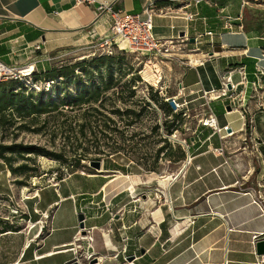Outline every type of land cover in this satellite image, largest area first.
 I'll return each mask as SVG.
<instances>
[{
	"label": "crops",
	"instance_id": "crops-1",
	"mask_svg": "<svg viewBox=\"0 0 264 264\" xmlns=\"http://www.w3.org/2000/svg\"><path fill=\"white\" fill-rule=\"evenodd\" d=\"M98 1L122 13L155 6L154 33L173 41L172 50L179 55L173 58L182 70L177 100L182 109H198L187 152L192 161L186 160L171 176H161L163 201L149 216L150 229L141 225L136 205L131 201L125 205L119 221L129 237L111 264H264V253H258L252 241L254 234L264 239V202L261 206L255 199L256 195L264 199V0ZM98 5L79 0H0V59L17 66L32 63L39 70L51 65L62 50L111 36L113 16ZM188 14L194 18L187 19ZM241 71L247 73L246 81ZM224 83L235 100L204 94L221 90ZM239 103L247 109L246 120L240 116L241 108L237 110ZM211 112L219 126L231 127L222 132L224 139L200 123ZM54 191L46 205L44 193L35 194L37 221L0 228V264H43L66 255L64 247L77 234L76 222L70 238L44 244L53 232L69 227L51 225L58 208L71 197L60 184ZM45 212H51L50 228L40 239L45 224L38 218ZM66 258L60 264H67Z\"/></svg>",
	"mask_w": 264,
	"mask_h": 264
},
{
	"label": "rangeland",
	"instance_id": "rangeland-1",
	"mask_svg": "<svg viewBox=\"0 0 264 264\" xmlns=\"http://www.w3.org/2000/svg\"><path fill=\"white\" fill-rule=\"evenodd\" d=\"M100 43L62 50L52 58L51 65L36 69L42 74L37 80L15 81L4 89L0 84V93L4 90L14 97L24 93L25 101L50 99L59 104L50 115L28 118L21 116L23 112L16 106L0 110V145L32 146L65 156L66 161L61 162L51 155L6 151L0 158V228L6 229L7 224L21 228L37 221L33 201L39 192L44 193L45 205L57 193L54 189L59 184L61 191L71 196L58 208L51 223L54 227H69L53 232L44 244L70 238L75 232L74 222L77 234L73 243L64 247L66 255L43 264H60L62 257H67V264L113 263L128 236L119 221L125 205L130 201L136 205L141 225L150 229L149 216L163 201L161 176L178 172L187 160L184 141L191 144L195 136L198 109L180 107L173 115L162 106L163 98L180 93L182 70L175 64L179 63L177 59L155 60L140 51L118 48L104 50ZM101 56L110 57L113 79L109 88H104L109 79L103 77L105 62L100 61ZM66 65H75L76 75L54 81L43 76L50 68ZM85 68L92 70L90 76L83 71ZM99 88L96 100L90 94ZM85 90V98L91 96L88 104L69 105ZM166 124L170 125L167 130ZM179 147L185 151L184 157L180 158ZM91 161H99L101 167L91 166ZM22 165L28 169L13 172ZM81 212L85 215L83 228L78 217ZM40 217L45 224L43 239L50 228L51 212ZM1 248L4 257L6 249L3 245Z\"/></svg>",
	"mask_w": 264,
	"mask_h": 264
},
{
	"label": "built area",
	"instance_id": "built-area-1",
	"mask_svg": "<svg viewBox=\"0 0 264 264\" xmlns=\"http://www.w3.org/2000/svg\"><path fill=\"white\" fill-rule=\"evenodd\" d=\"M81 2L88 3H96L98 2V9L100 11H108L113 16V24L111 27L112 35L109 37H104L100 41V47L104 48V50H134L140 51L142 53H146V55L150 56V58H154L155 60L166 59V58H175L177 53L172 50L171 45L173 44L171 40L158 38L154 33V16H155V6L152 4L146 6L142 12H120L115 10L113 6L106 2H101L98 0H79ZM186 18L191 20L194 18L193 14L186 15ZM207 35L212 38L213 41V33L211 31L207 32ZM200 35L199 37H201ZM198 38H196L197 40ZM127 42L129 48H123L121 46L122 43ZM94 43V42H93ZM91 43V44H93ZM95 47V45L93 46ZM36 70L35 66L30 63L23 66L17 65H9L3 62L0 59V83L5 82L10 79H30ZM242 80L246 81L247 73L245 71L240 72ZM204 94L209 96L215 95L216 97L227 96L232 98L233 95L230 94V89L227 84L224 83L223 88L221 90H211L204 91ZM175 101L177 103L178 108L181 107V103L177 100V97L174 96ZM236 98H232L235 100ZM243 103V100L240 101ZM240 105V103H239ZM241 107H237L239 110L240 116L243 119H247V109L241 104ZM250 122H252L250 120ZM200 123L204 126H209L213 128L214 133H217L221 139H224L226 135H222V132H228L229 128H231L228 124L224 126H219L217 118L214 113L211 112L210 116L207 119H201ZM233 134V132L228 133L227 135ZM187 149L189 150L191 145L184 141ZM219 153H223L224 148L221 147L218 149ZM187 161L191 162L192 157L190 154L187 155ZM256 201L259 205H263L264 199L260 198L257 195L255 196ZM261 235L254 234L252 236L253 243L260 242ZM264 263V259L261 260ZM227 264V262H226Z\"/></svg>",
	"mask_w": 264,
	"mask_h": 264
},
{
	"label": "trees",
	"instance_id": "trees-1",
	"mask_svg": "<svg viewBox=\"0 0 264 264\" xmlns=\"http://www.w3.org/2000/svg\"><path fill=\"white\" fill-rule=\"evenodd\" d=\"M110 57L108 56H101L100 57V61H104V65H105V75L103 76L104 78L109 79V82L105 84L104 88H109V84L113 79V72L111 69V65L109 63ZM88 76H90L92 74V70H89L87 68H85L83 70ZM97 71L100 72L101 71V67L98 66L97 67ZM39 72H37V70L34 71L32 77L30 78L31 80H37L39 79V77L42 76V74H38ZM46 74H44L43 76L50 78L51 80H57L58 78H63L64 80L69 79L70 77H72L73 75H76V66H70V65H66V66H62L61 68H50L49 70H47L45 72ZM26 79L24 80H20V79H10L7 80L5 82H1L0 84L3 85V89L4 86H10L13 85V83H15V81H20V82H24ZM100 88L96 91H93L90 95L95 97V99L97 100V96L100 94ZM85 93L86 90L83 93H79L77 96H75L76 101L70 103L69 105H81V104H88L91 101V96L90 98H85ZM134 92H131V95H133ZM25 97V94L23 93V95H16V97H14V94L9 93L6 94V92H4V90L0 93V110L4 111L6 110L8 107L13 108L14 106H16L19 111H22L23 114H20L23 117H32L36 114H48L50 115L51 113H53L54 111L59 109V104H57L56 102H52L50 99L48 100H40L39 102H34V101H25L23 100V98ZM167 98H163L162 99V106L163 108L167 111V113H171L173 115H177L174 114V109L171 107V105L169 104V102H167L166 100ZM147 103V102H146ZM147 105H149L147 103ZM119 111V110H117ZM183 112V111H182ZM184 113V112H183ZM182 114V113H181ZM170 125L166 124L165 129H169ZM9 151V152H28V153H37V154H41V155H51L54 156L56 159H58L61 162L66 161L65 160V156L64 153H59V154H52L51 152H48L46 150H42L39 148H35L32 146H26V147H21L19 144H13L11 146H3L0 145V158H4V152ZM159 151H162L161 149ZM179 152H180V158L185 156V151L179 147ZM82 157V156H81ZM83 159V158H82ZM78 161L81 162V159L79 158ZM27 165H22L17 169H11L13 170L14 173H16L17 171H26L28 168ZM74 167H78V165H74ZM73 167V168H74Z\"/></svg>",
	"mask_w": 264,
	"mask_h": 264
},
{
	"label": "water",
	"instance_id": "water-1",
	"mask_svg": "<svg viewBox=\"0 0 264 264\" xmlns=\"http://www.w3.org/2000/svg\"><path fill=\"white\" fill-rule=\"evenodd\" d=\"M192 41H194V39H192ZM217 51H219V48ZM211 54H213V52ZM166 100H167V102H169V104L171 105V107L174 110L178 109V106H177V103L175 101L174 96L167 97ZM91 166H95L96 168H100L101 163L99 161H91ZM78 217H79V222L81 224V228L85 227V224H84L85 215H84V213H82V212L79 213ZM256 246H257L258 253H264V239L260 240V242H258ZM133 260H134V257L133 256L130 257V261H133Z\"/></svg>",
	"mask_w": 264,
	"mask_h": 264
},
{
	"label": "bare ground",
	"instance_id": "bare-ground-1",
	"mask_svg": "<svg viewBox=\"0 0 264 264\" xmlns=\"http://www.w3.org/2000/svg\"><path fill=\"white\" fill-rule=\"evenodd\" d=\"M123 48H129V46H128V43L127 42H124V43H122V45H121ZM128 50H131V49H128ZM176 177V176H175ZM175 179V178H174ZM81 238V237H80Z\"/></svg>",
	"mask_w": 264,
	"mask_h": 264
}]
</instances>
